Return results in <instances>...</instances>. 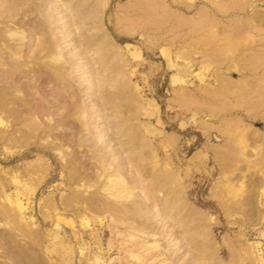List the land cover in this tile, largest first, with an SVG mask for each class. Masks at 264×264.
Wrapping results in <instances>:
<instances>
[{
	"label": "rangeland",
	"instance_id": "1",
	"mask_svg": "<svg viewBox=\"0 0 264 264\" xmlns=\"http://www.w3.org/2000/svg\"><path fill=\"white\" fill-rule=\"evenodd\" d=\"M0 57V264H264V0H0Z\"/></svg>",
	"mask_w": 264,
	"mask_h": 264
},
{
	"label": "bare ground",
	"instance_id": "2",
	"mask_svg": "<svg viewBox=\"0 0 264 264\" xmlns=\"http://www.w3.org/2000/svg\"><path fill=\"white\" fill-rule=\"evenodd\" d=\"M37 5V4H36ZM9 10V9H8ZM6 12V11H5ZM2 13V12H1ZM2 19V18H1ZM26 21V20H25ZM2 22V21H1ZM36 22V21H35ZM17 24V23H16ZM36 25H38V23H36ZM32 26H33V24H32ZM48 49V47H46V50ZM35 53H37V52H35ZM39 53V52H38ZM10 55V54H9ZM35 55V54H34ZM11 56V55H10ZM11 57H13V56H11ZM11 57H7V58H11ZM0 59H1V57H0ZM2 60V59H1ZM8 60V59H7ZM9 60H12V59H9ZM16 60V59H15ZM17 61V60H16ZM0 62H2V63H0V65H4V66H7V65H9L6 69H4L3 71H1V75L0 76H2V77H6L7 75L9 76V74H14L15 73V71L16 70H18V68H19V66L17 65V64H14V63H12V64H7V65H5V63H3V61H0ZM22 65V64H21ZM23 67V66H22ZM34 69V68H33ZM22 72V71H21ZM16 74V73H15ZM15 74H14V76H15ZM22 74H23V72H22ZM10 77V76H9ZM7 79V78H6ZM5 79V80H6ZM2 80V79H1ZM14 80V79H13ZM9 81V80H8ZM15 81V80H14ZM17 82V81H16ZM7 84V83H6ZM1 85V84H0ZM18 85V87H17V89H19V87H20V89H21V87L22 88H24L25 87V91H27L28 92V90H30L31 89V86L28 84V83H25L24 84V86L22 85V84H20V83H18L17 84ZM16 85V86H17ZM8 86V85H7ZM10 86V85H9ZM8 86V87H9ZM59 86V85H58ZM57 86V87H58ZM15 91V90H14ZM24 92V91H23ZM0 94H11L10 93V91H8V88L5 90L4 89V87L2 88V87H0ZM24 94H25V92H24ZM27 94V93H26ZM2 101H0V108L2 107ZM171 138V137H170ZM170 138H168L169 140H170ZM198 158V154H194L191 158H190V160L191 161H193V160H195V159H197ZM165 179V178H164ZM168 179V178H167ZM212 190V189H211ZM213 191V190H212ZM209 193H211L210 191H209ZM69 200V199H68ZM66 201V200H65ZM90 204V203H89ZM96 204V203H95ZM97 205V204H96ZM111 205V204H110ZM203 218V217H202ZM202 220V219H201Z\"/></svg>",
	"mask_w": 264,
	"mask_h": 264
}]
</instances>
